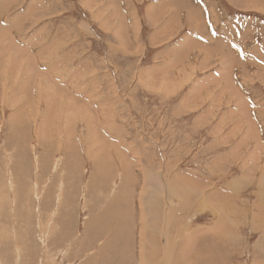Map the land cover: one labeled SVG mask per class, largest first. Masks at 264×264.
<instances>
[{
  "label": "rangeland",
  "instance_id": "1",
  "mask_svg": "<svg viewBox=\"0 0 264 264\" xmlns=\"http://www.w3.org/2000/svg\"><path fill=\"white\" fill-rule=\"evenodd\" d=\"M0 264H264V0H0Z\"/></svg>",
  "mask_w": 264,
  "mask_h": 264
},
{
  "label": "bare ground",
  "instance_id": "2",
  "mask_svg": "<svg viewBox=\"0 0 264 264\" xmlns=\"http://www.w3.org/2000/svg\"><path fill=\"white\" fill-rule=\"evenodd\" d=\"M173 7H174V6H173ZM190 15H191V14H190ZM186 18H187V17H186ZM225 34H226V33H225ZM16 43H17V42H16ZM52 51H53V50H52ZM187 55H188V54H187ZM187 55H186V56H187ZM202 61H203V60H202ZM179 63H180V62H179ZM180 74H181V73H180ZM54 127H55V126H54ZM56 130H57V129H56Z\"/></svg>",
  "mask_w": 264,
  "mask_h": 264
}]
</instances>
